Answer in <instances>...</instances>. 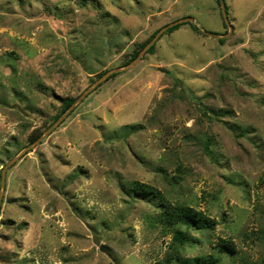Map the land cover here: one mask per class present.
<instances>
[{
	"label": "rangeland",
	"instance_id": "rangeland-1",
	"mask_svg": "<svg viewBox=\"0 0 264 264\" xmlns=\"http://www.w3.org/2000/svg\"><path fill=\"white\" fill-rule=\"evenodd\" d=\"M224 1L222 44L220 0H0V264H264V0Z\"/></svg>",
	"mask_w": 264,
	"mask_h": 264
},
{
	"label": "trees",
	"instance_id": "trees-1",
	"mask_svg": "<svg viewBox=\"0 0 264 264\" xmlns=\"http://www.w3.org/2000/svg\"><path fill=\"white\" fill-rule=\"evenodd\" d=\"M190 24V23H189ZM191 25V24H190ZM180 25H177V26H173L171 28L168 29L167 32H172L176 29H178ZM192 29L194 31H196L197 33H200L199 29L193 25H191ZM157 32L153 33L152 36L149 37L148 41L145 42L142 46L144 47L146 45V43H148L153 37L154 35L156 34ZM220 43H224L225 40L224 39H220L219 40ZM154 49H155V44H153L149 50H148V53H153L154 52ZM139 49L135 50L131 56V58L126 62V63H129L131 62L133 59H135L139 53ZM74 99L73 98H68V99H64V100H61V109H60V112L57 113L54 118H53V123L74 103ZM222 111V110H220ZM224 112V111H222ZM225 113L227 114H231L230 111H225ZM204 116H212V115H217L218 114V111H215V110H212V109H206L204 112H203ZM42 135V133L39 131L35 134H33L30 139H29V142H34L35 140H37L40 136ZM210 142L211 140L209 138H206L204 143H205V146L208 148V146H210ZM149 188L143 186V185H139V184H135V186L131 189H128L126 190L128 193H132V192H135V191H148ZM171 211V213H169ZM170 210L168 211V215H167V223L168 224H171V225H175L177 223H182L183 225H185L187 228V233L189 231L190 228H199V229H203V230H213L217 224V220L216 219H213L211 218L210 216L206 215L203 211H199V210H196L195 208H193L192 206H188V205H181L180 203H175L174 206L170 207ZM162 220V219H160ZM159 220V221H160ZM221 220L223 222H226L227 221V216L225 214L222 215L221 217ZM177 238H179L180 240V243L184 240H185V237H182L181 235H177ZM219 251L221 254L225 255V256H232L233 254H235L237 252V249H236V246L234 244L233 241L231 240H227V239H220L219 241ZM179 245L177 247V253H175L177 256H178V253H179ZM178 259V257H175ZM211 260H207V258H204V263L206 264H212V261L214 259V257H209ZM217 258H220V257H217ZM176 259V260H177ZM179 260V259H178ZM207 261V262H206Z\"/></svg>",
	"mask_w": 264,
	"mask_h": 264
},
{
	"label": "water",
	"instance_id": "water-1",
	"mask_svg": "<svg viewBox=\"0 0 264 264\" xmlns=\"http://www.w3.org/2000/svg\"><path fill=\"white\" fill-rule=\"evenodd\" d=\"M220 5H221V11H222V16H223V19H224V22H225V24H226V26L229 28V33L227 34V35H217V34H213V33H209V32H206V31H203V33L205 34V35H207V36H210V37H213V38H216V39H225L227 36H229L230 34H231V32H232V27H231V24H230V22H229V18H228V14H227V12H226V5H225V1L224 0H220ZM183 22H190L193 26H195V27H197L196 26V23H195V21H194V19L193 18H186V19H183V20H181V21H176V22H174V23H172V24H169V25H167V26H165L155 37H154V39L146 46V48L142 51V53H140L139 54V56L135 59V60H133L129 65H127L124 69H126V68H129V67H131L132 65H134L140 58H141V56L154 44V42L158 39V37L164 32V31H166V30H168L169 28H171V27H173L174 25H176V24H180V23H183ZM198 28V27H197ZM199 29V28H198ZM124 69H117V70H114V71H111L110 73H107L106 75H105V77L103 78V79H105L106 77H108L109 75H111V74H114V73H117V72H120V71H122V70H124ZM103 79H101V80H99V81H97L95 84H94V86L96 87ZM88 92H90V91H88ZM87 92V93H88ZM86 93V94H87ZM86 94H84L83 96H81L78 100H76L73 104H72V106L66 111V113L62 116V117H60L57 121H56V123H55V125H58L69 113H70V111L85 97V95ZM54 125V126H55ZM47 134H48V132H47ZM40 140V139H39ZM18 159V157L17 158H15V159H13L11 162H10V164H12L13 162H15L16 160ZM10 164H7L6 166H5V168L3 169V173H2V187L4 188V186H5V178H6V171H7V169H8V166L10 165ZM0 202H1V199H0ZM100 250L101 251H104L107 255L109 254V251H108V249H106L104 246H101L100 247Z\"/></svg>",
	"mask_w": 264,
	"mask_h": 264
}]
</instances>
